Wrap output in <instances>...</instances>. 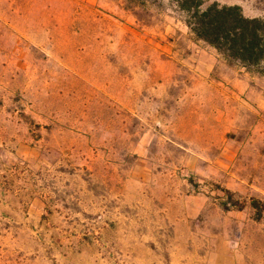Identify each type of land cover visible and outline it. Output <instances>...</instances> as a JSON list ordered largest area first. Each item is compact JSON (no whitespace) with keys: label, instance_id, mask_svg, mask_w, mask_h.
<instances>
[{"label":"rangeland","instance_id":"374dc122","mask_svg":"<svg viewBox=\"0 0 264 264\" xmlns=\"http://www.w3.org/2000/svg\"><path fill=\"white\" fill-rule=\"evenodd\" d=\"M134 1L0 0V264H264V75Z\"/></svg>","mask_w":264,"mask_h":264},{"label":"trees","instance_id":"16d2710c","mask_svg":"<svg viewBox=\"0 0 264 264\" xmlns=\"http://www.w3.org/2000/svg\"><path fill=\"white\" fill-rule=\"evenodd\" d=\"M131 1L127 0L129 3ZM148 1L151 0H135L132 10L147 8ZM202 2L169 0L168 5L181 15L196 41L217 50L230 65L264 75V21L245 19L242 8L237 5L217 7L212 3L202 8ZM226 204H229L228 201ZM261 204L254 200L252 206L258 212ZM236 206L233 208H243Z\"/></svg>","mask_w":264,"mask_h":264},{"label":"clouds","instance_id":"9594fccd","mask_svg":"<svg viewBox=\"0 0 264 264\" xmlns=\"http://www.w3.org/2000/svg\"><path fill=\"white\" fill-rule=\"evenodd\" d=\"M212 3H215L217 7H221V6H225L226 0H203L201 7L204 8L205 5H211ZM243 16L245 19H250V20L259 19L264 21V9H261L260 14L258 15L248 16L243 14Z\"/></svg>","mask_w":264,"mask_h":264}]
</instances>
